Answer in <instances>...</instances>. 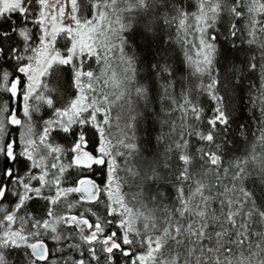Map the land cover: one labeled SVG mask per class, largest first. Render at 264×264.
<instances>
[{
  "label": "snow or ice",
  "instance_id": "6c2138e0",
  "mask_svg": "<svg viewBox=\"0 0 264 264\" xmlns=\"http://www.w3.org/2000/svg\"><path fill=\"white\" fill-rule=\"evenodd\" d=\"M0 264H264V0H0Z\"/></svg>",
  "mask_w": 264,
  "mask_h": 264
}]
</instances>
